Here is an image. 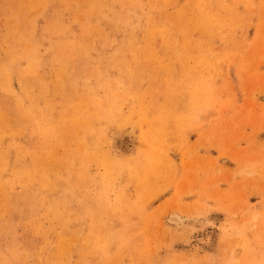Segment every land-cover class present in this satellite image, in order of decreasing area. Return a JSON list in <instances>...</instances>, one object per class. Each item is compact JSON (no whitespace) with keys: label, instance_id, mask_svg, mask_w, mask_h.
<instances>
[{"label":"rangeland","instance_id":"obj_1","mask_svg":"<svg viewBox=\"0 0 264 264\" xmlns=\"http://www.w3.org/2000/svg\"><path fill=\"white\" fill-rule=\"evenodd\" d=\"M0 264H264V0H0Z\"/></svg>","mask_w":264,"mask_h":264},{"label":"bare ground","instance_id":"obj_2","mask_svg":"<svg viewBox=\"0 0 264 264\" xmlns=\"http://www.w3.org/2000/svg\"><path fill=\"white\" fill-rule=\"evenodd\" d=\"M182 218L180 219V217H178L176 214H171V215H169V221H171V222H174V223H176V224H179L180 225V223H182ZM186 220V219H185ZM186 222V221H185ZM184 223H182L181 225H183ZM178 225V226H179ZM185 225V224H184Z\"/></svg>","mask_w":264,"mask_h":264}]
</instances>
